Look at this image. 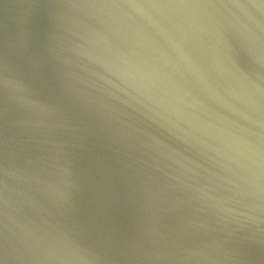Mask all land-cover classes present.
I'll list each match as a JSON object with an SVG mask.
<instances>
[{
	"label": "water",
	"instance_id": "obj_1",
	"mask_svg": "<svg viewBox=\"0 0 264 264\" xmlns=\"http://www.w3.org/2000/svg\"><path fill=\"white\" fill-rule=\"evenodd\" d=\"M0 264H264V0H0Z\"/></svg>",
	"mask_w": 264,
	"mask_h": 264
}]
</instances>
